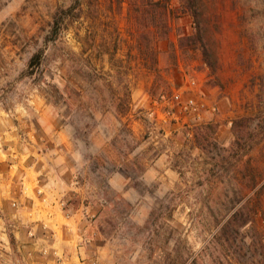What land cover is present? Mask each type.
Wrapping results in <instances>:
<instances>
[{"label": "rangeland", "instance_id": "1", "mask_svg": "<svg viewBox=\"0 0 264 264\" xmlns=\"http://www.w3.org/2000/svg\"><path fill=\"white\" fill-rule=\"evenodd\" d=\"M0 264H264V0H0Z\"/></svg>", "mask_w": 264, "mask_h": 264}, {"label": "trees", "instance_id": "2", "mask_svg": "<svg viewBox=\"0 0 264 264\" xmlns=\"http://www.w3.org/2000/svg\"><path fill=\"white\" fill-rule=\"evenodd\" d=\"M73 8H70L68 11H65V12L62 10H59L56 12V14L54 15V18H53V25H52L51 33H50L49 37L46 39L47 44L54 42L58 39V37L62 34V32L66 28V27H64V25H65V22L67 20L74 21L75 19L80 17L79 14L73 15L74 14ZM195 15H196V13H195ZM203 33L204 32H202V29L201 30L199 29V31L197 33L198 41H200L201 35ZM201 46L203 48L205 58L206 59L210 58L211 54L209 53L210 51H209V48L206 46V44L203 43ZM45 59H46V49H41L37 54H35L33 56V58L31 59V63H30L29 67L31 69L34 68L36 70L37 68H40L43 65ZM207 62H208V60H207ZM209 66L212 67L214 65H212V63H209ZM34 69H33L31 74H34Z\"/></svg>", "mask_w": 264, "mask_h": 264}]
</instances>
